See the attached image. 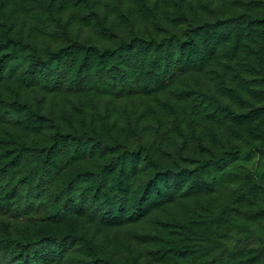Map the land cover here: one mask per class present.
Segmentation results:
<instances>
[{
	"label": "trees",
	"instance_id": "obj_1",
	"mask_svg": "<svg viewBox=\"0 0 264 264\" xmlns=\"http://www.w3.org/2000/svg\"><path fill=\"white\" fill-rule=\"evenodd\" d=\"M11 1L17 2L0 0V221L4 224L2 215H7L27 223L18 232L11 221L2 229L0 264H140L139 259L125 262L109 254L90 227L77 228L75 221L88 217L118 228L155 216L164 219L153 221L152 232L134 230L124 248L145 247L144 254L155 264H264V237L259 244L255 240V223L264 234V173L234 166L243 150H260L264 144L262 0H250L247 12L213 11V17L192 19L179 2L174 16L154 13V26L131 24L127 33L93 10L106 29L107 45L105 40L98 44L74 38L44 55L16 33L18 18L8 11ZM193 3L188 0L189 6ZM114 7L124 13L119 3ZM133 11L123 15L132 20L134 12H143ZM54 21L67 30L62 16ZM181 82L188 87L193 83L181 91L193 95L189 97L206 123L226 126L240 140L217 149L200 147L202 155L181 156L182 162L95 130L58 129L49 142L38 144L31 139L49 118L19 94L23 87L42 86L74 95L101 92L115 100L159 98ZM17 135L25 140L16 141ZM199 139L204 143L203 136ZM98 159L105 162L97 172L87 167ZM202 198L207 201L201 215L206 228L188 233L179 222L183 207ZM176 204L174 211L170 205ZM235 207L246 209L247 225L233 214ZM242 227L246 238L227 242Z\"/></svg>",
	"mask_w": 264,
	"mask_h": 264
},
{
	"label": "rangeland",
	"instance_id": "obj_2",
	"mask_svg": "<svg viewBox=\"0 0 264 264\" xmlns=\"http://www.w3.org/2000/svg\"><path fill=\"white\" fill-rule=\"evenodd\" d=\"M16 1L15 3L11 1L8 8V11L18 18L16 33L20 32L22 37L34 42L40 50L39 52L43 55L56 48L59 44L69 43L74 38H80L86 42L96 41V43L102 44V40H105L103 35L106 29L95 19L96 16L93 15V10H98L104 16H109L107 24L114 25L115 23L117 26H122L123 28L119 32L125 31L127 33L131 31V24L154 26L152 19L154 13L163 14L167 11L171 16H174L179 8V2H182L185 13L191 19L199 16L213 17L217 12H226L227 14L235 11L247 12L250 8V0H242L244 1L242 4L238 0H193L194 3L191 6L188 5V0ZM262 2L264 3V0ZM117 3H119V10L124 12L123 14H127L125 10L129 9H134V11L140 9L143 12L139 14L133 11V19L131 20L132 17L130 18L117 11L114 7ZM156 4L159 6L156 7ZM44 5H46V9L43 8ZM162 8H165V10H161ZM213 11H215L214 15L212 14ZM255 14L258 13L255 12ZM59 16L63 17L67 30L59 25L57 26L54 21ZM32 28H34V31H31ZM123 29L124 31H122ZM21 34L17 35L21 37ZM15 80L16 77H13L10 82L14 83ZM192 85L193 83L191 82L189 86L193 88ZM190 87L181 82L177 83L175 87L173 86V90L161 92L160 94L162 95L159 98L156 96H139L122 100H115L110 95L101 92L98 94L84 92L77 95L69 92H48L42 86L23 87L19 94L22 100L27 102L31 108L40 110L42 114L49 118L44 123L45 127L39 130L40 132L37 131V134L35 132L36 136L34 139H31L34 135L29 137V139L38 144L49 142L51 140L49 139L50 133L58 129H76L79 132L95 130L105 138L110 137L111 140H120L134 146L144 145L150 148L151 151L156 152L159 150L162 158L177 159V161L182 162L181 156L184 158L188 154H193V156L202 155L200 147L205 148L207 146L217 149L226 145L230 146L231 140H240V137L231 133L226 126H214L206 123L201 118L199 110L194 105L195 101H192L193 98L189 97L193 95L181 91L190 90ZM194 88L196 87L194 86ZM16 93L18 92H10L9 96ZM14 126L13 124L12 127ZM200 136L204 138V143L202 144L199 139ZM19 140L23 141L25 139H22L21 135H17L16 141ZM223 142L224 144H222ZM246 148L248 146L244 149ZM260 148V150L254 149L250 152L243 150L240 159L234 163V166H242L262 176L264 173V144H261ZM171 154L172 156H170ZM104 162L103 159H98L87 164L83 162L82 166L86 164L87 167L93 168L97 172L99 165ZM223 192L227 195L226 191ZM216 202L219 206L227 205L226 203H219L218 200ZM198 204L203 205L201 207L203 211L198 207ZM170 206L174 211L177 210V204ZM206 206L207 201L205 198L199 199V202L194 201L192 203L187 201L186 205H184V218L182 219L181 217L179 222L188 229V233L193 234L205 230L206 227L202 226L204 218L201 215L206 212ZM244 210L246 209L235 207L233 211V214H237V218L242 220V226L246 224L244 221ZM2 217L4 218V224L3 221H0V235L2 234V229L8 226V221L12 222V228L15 232H18L23 227V224L27 223L24 220L14 221L13 219H8L7 215H2ZM153 218L141 225H124L118 228L100 225L91 221L88 217L78 218L75 223L77 228L90 227L91 229L87 230L91 236L96 237L105 246L109 254H117V259H122L125 262L139 259L141 261L140 264H155L144 254L145 247L139 250L135 247L124 248L125 244H129V241L132 240V235L135 234L134 230L152 232L156 228V225H153V221L164 219L157 216ZM48 223L56 226L53 222ZM255 225L258 228L255 240L259 244L264 234L261 231L262 225L258 223H255ZM241 229L243 230L242 232L235 229L227 239V242L234 243L240 237L246 238L247 232L245 228L242 227ZM179 230L175 228V231ZM170 237L172 235L168 234L167 238ZM178 239L179 237L173 238V240ZM1 252L0 255L2 256ZM131 264L135 263L132 262Z\"/></svg>",
	"mask_w": 264,
	"mask_h": 264
}]
</instances>
